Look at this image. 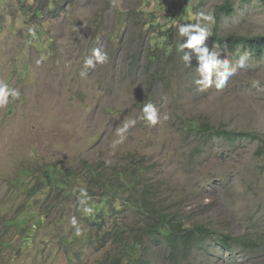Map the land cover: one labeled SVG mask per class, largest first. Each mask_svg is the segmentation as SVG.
Returning a JSON list of instances; mask_svg holds the SVG:
<instances>
[{
  "label": "rangeland",
  "instance_id": "374dc122",
  "mask_svg": "<svg viewBox=\"0 0 264 264\" xmlns=\"http://www.w3.org/2000/svg\"><path fill=\"white\" fill-rule=\"evenodd\" d=\"M263 1L0 0V81L21 94L0 110V239L7 243L0 246V264H77L74 257L67 263L55 243L40 248L51 229H37L29 247L13 225L2 222V217L11 222L26 198L29 180L12 184L18 172L47 164L81 172L87 160L108 168L133 153L152 164L149 178L160 201L178 211L180 220L224 223L241 236L251 229L264 235V157L254 156L258 142L225 148L210 140L205 153L190 159L195 144L182 142L178 131L181 119L203 117L264 141V55L230 53L209 37L205 43L219 58L235 64L248 57L223 89L201 90L197 57L185 49L190 64L182 59L177 47L185 38L176 27L194 23L192 15L204 12L215 17L211 34L216 28L223 37L264 36ZM227 4L234 9L230 16L218 12ZM95 48L106 51L108 61L85 68ZM147 102L169 119L156 126L137 119L119 142L118 130L141 116ZM117 217L108 218V225H136L132 214ZM70 220L63 229L72 227ZM80 226L83 239L87 229ZM110 249L86 250L80 264H98ZM157 249L151 264H167L165 250ZM210 252L214 257L193 254L182 264H264V251H238L230 262L227 253L220 256L213 247Z\"/></svg>",
  "mask_w": 264,
  "mask_h": 264
},
{
  "label": "trees",
  "instance_id": "16d2710c",
  "mask_svg": "<svg viewBox=\"0 0 264 264\" xmlns=\"http://www.w3.org/2000/svg\"><path fill=\"white\" fill-rule=\"evenodd\" d=\"M229 6H220L218 12L232 15L234 9ZM41 10L39 8L35 13ZM210 41L230 53L239 49L253 56L264 55V36L232 34L223 37L217 35L215 28ZM178 131L182 133V142L195 144L190 150V159L199 156L202 151L205 153L210 140L222 142L225 148L227 145L231 148L236 143L257 141L254 156L264 157V141L255 133L216 126L203 117L181 119ZM83 163L85 165L81 172L58 164L18 172V178L12 184L24 186L25 179H28V187L23 194L26 198L22 206L17 208L19 210L11 222L4 217L1 220L6 227L8 224L15 227L23 246H31L35 238L33 234H38L37 229H51V236L40 241V248L55 243L67 263H74V257L76 263L80 264L86 250L101 252L106 246L112 249L105 252L98 264H151V257H155L154 251L157 248L165 250L164 260L167 264H182L191 255L198 253L204 257H214L210 252L211 247L220 256L227 253L228 262L238 251H264V235L255 229L241 236L226 228L224 223L214 226L205 221L190 225L180 220L178 211L160 201L158 187L149 178L152 164L146 162L142 155L127 154L118 164L108 168L104 163L101 165L88 160ZM84 186L91 198L89 203L95 210L92 216H84L79 209L78 190ZM71 206L76 208L73 216L80 225L83 223L86 226L83 239L82 235L74 234L73 227L67 230L62 228L66 220L73 217L69 213ZM122 213L126 216L132 214L136 225L125 224L123 221L108 225V218L117 220V216ZM6 245L0 239V246Z\"/></svg>",
  "mask_w": 264,
  "mask_h": 264
},
{
  "label": "clouds",
  "instance_id": "9594fccd",
  "mask_svg": "<svg viewBox=\"0 0 264 264\" xmlns=\"http://www.w3.org/2000/svg\"><path fill=\"white\" fill-rule=\"evenodd\" d=\"M194 23H182L177 24V31L181 37H184V41L178 44L177 51L183 53L182 59L187 65L190 64L191 55L185 49L191 50V54L197 57L198 67L196 71L199 74V79L196 80V84L201 90L215 87L217 90H221L225 87L230 77L236 75L238 70L245 68V61L248 54L245 53L237 60L235 64H232L228 59L219 58V51L211 49L206 45V40L211 36V26L215 24V17L213 14H205L204 12L194 13L191 17ZM32 35L35 33L32 32ZM229 52V51H228ZM108 61V54L102 48H95L92 56L84 60L85 68L94 69L97 65H103ZM81 76H86V72H81ZM20 91L16 88L10 87L6 82L0 81V110H4L10 103H13L20 98ZM142 115L135 119H130L118 130V135L121 136L123 141V134L127 132L130 127H134L137 123V119L144 121L148 126H156L162 120L169 119L168 115H161L159 110L152 102L143 104L141 109ZM78 205L84 216L94 215V208L89 203L90 197L88 196L87 187L79 188ZM71 226L74 228V234L76 236L83 235V229L80 226L79 221L75 216L70 220Z\"/></svg>",
  "mask_w": 264,
  "mask_h": 264
}]
</instances>
